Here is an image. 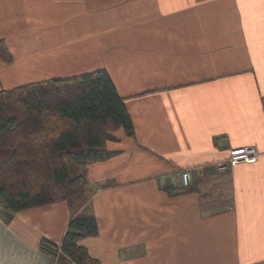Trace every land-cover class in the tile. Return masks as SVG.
<instances>
[{
  "label": "crops",
  "instance_id": "1",
  "mask_svg": "<svg viewBox=\"0 0 264 264\" xmlns=\"http://www.w3.org/2000/svg\"><path fill=\"white\" fill-rule=\"evenodd\" d=\"M0 40L1 89L105 69L135 128L81 165L83 202H0V264H74L75 214L99 264H264V0H0ZM241 146L258 161L216 167ZM180 168L191 187L159 185Z\"/></svg>",
  "mask_w": 264,
  "mask_h": 264
},
{
  "label": "trees",
  "instance_id": "2",
  "mask_svg": "<svg viewBox=\"0 0 264 264\" xmlns=\"http://www.w3.org/2000/svg\"><path fill=\"white\" fill-rule=\"evenodd\" d=\"M0 56L13 54L0 40ZM135 133L125 98L105 69L0 89V202L11 213L67 201L85 190L82 164L107 157L108 141ZM93 214H75L60 249L74 264H99L79 240L93 234ZM51 254L59 247L44 239Z\"/></svg>",
  "mask_w": 264,
  "mask_h": 264
},
{
  "label": "built area",
  "instance_id": "3",
  "mask_svg": "<svg viewBox=\"0 0 264 264\" xmlns=\"http://www.w3.org/2000/svg\"><path fill=\"white\" fill-rule=\"evenodd\" d=\"M260 151L254 146L230 148L226 159L216 163L219 170L232 169L241 163L253 164L259 159ZM161 187L171 186L177 189H188L192 186L194 175L190 168L175 169L159 174L156 178Z\"/></svg>",
  "mask_w": 264,
  "mask_h": 264
},
{
  "label": "rangeland",
  "instance_id": "4",
  "mask_svg": "<svg viewBox=\"0 0 264 264\" xmlns=\"http://www.w3.org/2000/svg\"><path fill=\"white\" fill-rule=\"evenodd\" d=\"M0 89H1V88H0ZM82 165H83V164H82ZM84 194H85V190H84ZM84 194H83V196H84ZM83 196L81 197V199H80V200H78V201H77L78 203H81V202H83ZM86 196H88V195H86ZM84 201H85V199H84ZM77 202H76V203H77ZM76 203H75V205H76Z\"/></svg>",
  "mask_w": 264,
  "mask_h": 264
}]
</instances>
